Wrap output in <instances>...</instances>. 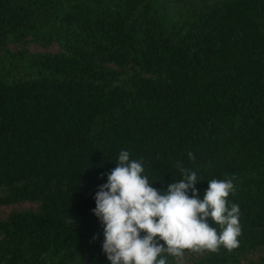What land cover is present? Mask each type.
Here are the masks:
<instances>
[{
	"label": "trees",
	"instance_id": "16d2710c",
	"mask_svg": "<svg viewBox=\"0 0 264 264\" xmlns=\"http://www.w3.org/2000/svg\"><path fill=\"white\" fill-rule=\"evenodd\" d=\"M122 149L159 190L232 179L240 246L189 264L264 247V0H0V205L36 204L0 217V264H109L91 210Z\"/></svg>",
	"mask_w": 264,
	"mask_h": 264
},
{
	"label": "clouds",
	"instance_id": "9594fccd",
	"mask_svg": "<svg viewBox=\"0 0 264 264\" xmlns=\"http://www.w3.org/2000/svg\"><path fill=\"white\" fill-rule=\"evenodd\" d=\"M188 157L195 161L192 152ZM145 171L143 158L133 159L122 149L95 193L91 211L103 226L102 251L109 264H167L169 256L181 264L186 251L232 252L240 246V207L228 200L234 194L231 178L207 181L201 197L193 170L179 167L182 179L164 190L153 187Z\"/></svg>",
	"mask_w": 264,
	"mask_h": 264
},
{
	"label": "rangeland",
	"instance_id": "374dc122",
	"mask_svg": "<svg viewBox=\"0 0 264 264\" xmlns=\"http://www.w3.org/2000/svg\"><path fill=\"white\" fill-rule=\"evenodd\" d=\"M8 48L11 50H18V46H13L9 45ZM26 49L30 52H40L43 51V48L39 47L38 45L34 43H29L26 47ZM58 47L55 44L49 45L45 50L47 51H55L57 50ZM35 203H30V202H20V203H15V204H10V205H0V217H4L7 215V213L12 210V209H22V208H27V207H35ZM198 257V254H193L191 252H186L185 256L183 257V260L181 264H189V262L192 259H195ZM175 264H177L175 260ZM241 264H264V247H261L257 251L251 252L248 255H245L242 260Z\"/></svg>",
	"mask_w": 264,
	"mask_h": 264
}]
</instances>
